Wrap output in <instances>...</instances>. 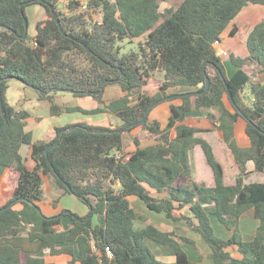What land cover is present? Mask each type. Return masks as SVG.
<instances>
[{"label": "trees", "instance_id": "trees-1", "mask_svg": "<svg viewBox=\"0 0 264 264\" xmlns=\"http://www.w3.org/2000/svg\"><path fill=\"white\" fill-rule=\"evenodd\" d=\"M61 1L65 0H0V94L8 118L0 137V165L17 176L13 194L0 210L12 203L24 206L20 211L13 206L0 213V238L28 233L31 240L42 243L41 253L27 259L17 249L0 246V264H48L43 258L45 250L51 255L72 256L68 264H169L155 256L147 239L170 247L177 258L173 264H192L172 234L161 232L133 209L131 196L173 220L179 218L174 202L181 207L189 205L198 219L197 225H191L211 248L210 257L216 264H264V183H245L248 162L255 164L257 172H264V83L254 80L264 74V20L248 35L249 57L232 58L238 68L232 78L227 77L222 59L213 48L247 6L264 5V0H183L179 7L165 12L160 8L168 0H66L68 14L57 9ZM36 4L48 11L50 19L38 23L34 37L29 33L23 37L27 9ZM237 32L235 27L231 36ZM144 37L145 42L122 53L119 43ZM246 67H252V71L247 73ZM156 72H163L165 80L159 92L149 96L143 89ZM13 79L37 91L39 100L48 101L53 116L66 112L110 114L123 126L140 123L156 102L172 96L170 89L197 90L183 96L181 105L171 106L165 129L149 119L136 127L155 137L158 144L142 149L136 137V150L128 155L124 134L95 133L92 130L105 128L86 124L56 128L52 140L33 142L32 135L25 131L31 114L7 101L9 81ZM207 79L210 86L205 91ZM104 82L105 88L119 85L124 95L107 103L105 92H101ZM64 92L91 97L97 108L87 111L55 104V95ZM195 111L205 112L224 132L240 169L234 186L225 185L224 168L213 147L197 136L204 131L183 124ZM240 118L247 123L248 148H240L235 139V124ZM4 123L0 101V130ZM49 145L53 148L46 153ZM23 146L32 147L37 164L33 170L20 153ZM197 146L213 172L214 187L192 180L189 153ZM43 177L54 178L60 189L89 209L84 217L72 215L73 225L67 234L60 232L62 217H48L34 207L43 201ZM145 184L171 195V199L152 197ZM250 209H254L260 225L254 239L245 242L238 225ZM210 216L234 229V236L229 240L217 238ZM138 219L147 224L142 230L134 227ZM71 243L77 255L63 247ZM232 245L238 246L243 259H233L225 252ZM107 248L112 257L107 256Z\"/></svg>", "mask_w": 264, "mask_h": 264}, {"label": "crops", "instance_id": "crops-1", "mask_svg": "<svg viewBox=\"0 0 264 264\" xmlns=\"http://www.w3.org/2000/svg\"><path fill=\"white\" fill-rule=\"evenodd\" d=\"M250 6H256V5L250 4L247 7ZM257 6H260V9L264 8L263 7L264 5H257ZM255 16L253 19L251 17H248L250 20L252 19L254 21V25L250 29V31L245 33L244 36L241 33L242 34L241 36L243 37L237 35L239 33V29L236 26L237 23L233 21L232 24L225 30V32L220 38L222 41V46L229 53L227 57L221 58L226 70L227 77L229 79L232 78L238 71V68L233 63L232 58L236 57V58L245 59L250 55V52L247 48L248 35L258 23L264 20V17L258 19ZM39 22L42 21H38L37 25ZM235 27L238 29V32L236 33L237 36L236 35L231 36V33ZM36 33H37V26H36ZM36 33L32 35V37H34ZM141 39H144L145 42V37ZM141 39H135V40H141ZM245 71L247 73H250L251 68L246 67ZM164 80H165L164 73L156 72L149 80L148 84L144 87L143 93L149 96L156 95L159 92V87L164 82ZM254 80L256 82L264 83V74L256 75ZM196 90H197L196 88L179 87V88L170 89L168 93L173 96V95L195 92ZM35 92L37 95L36 97H34L35 100L34 102L32 101V103L39 105L43 101L39 100V95L37 91ZM104 92H105L104 100L107 103H110L124 95V92L122 91V88L119 85H109L105 88ZM60 94L61 93L56 94L55 98H58ZM244 95H248L246 91L244 92ZM88 98H90L93 102V106L89 107L91 109H86L79 106L77 107L87 111L96 109L98 105L97 102L91 97ZM225 100H226L225 103L227 105V108L231 110V112H233L230 102L227 99ZM30 101L31 100H29L27 103H30ZM165 102L159 104L160 106L157 105L158 107L157 106L154 107L148 118L151 122L154 121L159 122L161 124L162 129H165L168 125L171 114L170 113L171 106L172 105L178 106L182 104L181 98H176ZM36 107L33 106L34 109ZM15 108L17 110H25L19 107H15ZM64 108H66V106ZM26 111H28L31 115L27 120L25 131L32 135L33 142L40 140L50 141L56 136V128H62L75 124H86L93 127H101L111 130H115L123 127L122 121L119 120L114 115H110V114L86 115L81 112H73V113L66 112L67 114H78L81 116V117H73L72 120H69V119H65L64 114L66 113H63L60 116H53L50 114L49 111V116L46 117L41 115H35L33 112L29 110ZM209 112L213 113L216 117H218V113L216 111L210 110ZM183 124L204 131L202 133H199L197 136L207 141L213 147L214 153L218 161L223 165L224 168L225 185L234 186L240 174V169L237 165L236 159L232 151L228 148L225 142L224 132L219 130L218 128L219 124L217 123L215 124L211 120H209L207 118L206 113L203 111H195L189 114ZM246 124H247L246 121L242 118H240L235 124V139L237 145L240 148H248L251 146V141L246 134ZM136 129H138V131L136 133L134 132L132 133L133 138L130 140L129 143L125 144L127 145L125 146V152L128 155L132 154L136 150V146L134 143V138L136 137H138L140 141V147L142 149L156 146L158 144V141L155 139V137L150 136L147 132H142L140 128H136ZM20 153L25 159V164H26V161H28V157L29 156L32 157V147L23 146L20 150ZM33 162L35 163L34 167H36L37 165L36 162L35 161ZM189 163L191 166V177L194 182L203 183L208 188L214 187L215 181H214L213 172L211 168L207 165L204 152L200 146H197L189 153ZM246 168H247V173L249 174V176L245 178L246 184L264 183V172H257L255 170V164L253 162H248ZM16 179H17L16 173L12 169L5 168L0 165V205L5 204L12 196ZM43 179H44V184L42 189H43L44 197H43V201L39 204V207L41 208L42 212L48 217H54V216L57 217L59 215H62V226L60 232L67 234L69 229L73 225L72 215H78L80 217H84L88 214L89 209L77 197L64 192V190L60 189L57 186L56 182L55 183L52 182L51 180L55 181L54 178L43 177ZM183 182L184 184H186V181ZM47 185L49 186L47 187ZM145 188L150 193V195L156 199L159 200L171 199V195L167 193H158L155 189L151 188L147 184H145ZM65 201H69L70 203L69 204L65 203ZM129 201L133 209L137 213L144 215L148 219V222L150 224L155 226L161 232L172 234L173 235L172 238L187 253L189 261L192 264H216L210 257L212 254L211 248L209 247L207 242L203 239V237L199 233H197L192 227V225L198 224V219L196 218L193 211L190 209L189 205H184L181 207L180 206L181 204L179 202L177 201L174 202V205L177 208L175 215L179 218L177 220H173V219H168L165 213H157L155 211L150 210L147 207V205L137 196L129 197ZM23 207L24 206L22 204L17 203L14 204L13 208L15 210L20 211L23 209ZM204 208L206 211H208V207L206 205H204ZM68 210L70 214H64V212ZM210 220L214 230V234L217 238L221 240H229L234 236L235 230L229 229L225 224L219 221L218 218L214 216H210ZM146 225L147 224L144 221L139 219L134 222V227L136 230H142L146 227ZM259 225L260 222L256 218L254 209H250L246 211L240 217L239 225H238V230L242 239L245 242L252 241L256 235ZM146 244L160 261L169 264H173L177 262L175 252L170 247L160 245L157 242L149 239L146 240ZM0 246H10L14 249L19 250L23 255V259H27L28 256L37 257L42 251L41 241L31 240L28 233H22L17 237L0 238ZM63 247L73 249L75 251V254L76 255L78 254L77 248L73 243L67 244L66 246ZM225 252L228 253L233 259L236 260L243 259V255L239 251L238 246L235 245L229 246L225 248ZM43 258L45 262L48 264H68L72 260V256L68 254L64 253L59 255H51L48 250L44 251ZM75 264H79V262Z\"/></svg>", "mask_w": 264, "mask_h": 264}, {"label": "rangeland", "instance_id": "rangeland-1", "mask_svg": "<svg viewBox=\"0 0 264 264\" xmlns=\"http://www.w3.org/2000/svg\"><path fill=\"white\" fill-rule=\"evenodd\" d=\"M81 1L84 2V0H81ZM182 1L183 0H168L162 4L160 10H161V12H165L166 10H168L170 8H177L182 3ZM57 9L64 14H68V10H67L68 9V1H66V0L61 1L58 4ZM255 15H257L259 17L255 16ZM254 16L258 19L263 18L264 17V8L260 9V6L256 5V6H250V7H247L246 9H244L240 13V15L236 18V20H234V22L237 23L236 26L239 29V33L237 35L241 36L243 34V36H244L246 32L250 31V29L254 25V21L252 20L254 18ZM248 17H251L252 19L250 20ZM27 18H28V22H29L28 33L31 36L36 33V26H37L38 21L45 22L46 20L50 19L48 11H46L45 8L42 7L41 5H37V4L28 7ZM243 36H241V37H243ZM141 40H135V42L133 41L131 43L129 40H125V41L119 43L120 46H122V53L128 52L129 50L136 48L140 42H144V39H141ZM251 71H252V69H251ZM36 95L37 94L34 90L25 86L20 81L15 80V79L9 81V89L7 91L6 97H7L8 103L11 106L19 107V108L25 109V110H29V111L33 112L35 115H41V116L48 117L50 107H51L50 103L48 101L47 102L43 101L39 105L33 104L32 101L34 102V100H35L34 97H36ZM29 100H31L30 103H27ZM54 102H55V104H57L59 106H62V107L66 106V108L79 106V107H83L86 109H91L89 107L93 106V102L90 98H88V97H75L73 94L67 93V92L61 93L58 98H55ZM33 106H35V107L37 106V107L34 109ZM158 106H160V105L158 104ZM69 113H73V112H69ZM64 115H65V119H69V120H72L73 117H81L78 114H67L66 113ZM137 131H138V129H134L130 133H127V132L123 133L124 137H125V144L130 142V140L133 138L132 133L133 132L136 133ZM125 146H127V145H125ZM33 161L34 160L32 159L31 156H29L28 161H26V165L30 169L35 168L34 167L35 163ZM51 181L55 183V181H53V180H51ZM48 186L49 185H47V187ZM65 203L69 204L70 202L65 201ZM69 208H71V207H69Z\"/></svg>", "mask_w": 264, "mask_h": 264}, {"label": "water", "instance_id": "water-1", "mask_svg": "<svg viewBox=\"0 0 264 264\" xmlns=\"http://www.w3.org/2000/svg\"><path fill=\"white\" fill-rule=\"evenodd\" d=\"M38 2H39V3H42L43 0H38ZM22 8H23V6H22ZM51 12H52V15H53L54 19H55L56 22L58 23V25H60L59 19H58L57 15H56V12H55V10H54L53 7H51ZM24 23H25L26 31H25V34H24L23 37H26L27 34H28V27H29V22H28V18H27V17L24 18ZM124 78H125V76L123 75V76L121 77L120 80H123ZM106 84H107V83L104 82L103 85H102V91H101L102 93H103L104 90H105V86H106ZM209 86H210V80L207 79V81H206V90H205V91H207V90L209 89ZM227 90L229 91V87H228V86H227ZM185 95H187V94L173 95V96H170V97H167V98L161 99L160 101L156 102V103H155V104H154V105L148 110V112L146 113L145 117L143 118V120H142L140 123L125 125V126L119 128V129H115V130L96 129V130H92V132H95V133H120V134L126 133L128 130L133 129V128H136V127H139L140 125L144 124V123L147 121V119L149 118V115H150L151 111L153 110V108H154L155 106H157L158 104H160V103H162V102H165V101L173 100V99H176V98H182V97L185 96ZM228 96H229V98H230L232 104L236 107L235 101L233 100L232 95H231L230 92H228ZM0 101H1V107H2L3 117H4V120H5V123H4L3 127H2V129L0 130V137H1L3 130L5 129V127H6L7 124H8V118H7V116H6V113H5V110H4V107H3L2 96H1V94H0ZM236 109H237V108H236ZM72 129H73V128H70L68 131H71ZM52 148H53V145H49V146L47 147V149H46V153H48L49 150H51ZM14 204H15V203H12V204L8 205L7 207L1 209V210H0V213H2L3 211H5L6 209H9V208L13 207ZM34 207H35V209H36L37 211L41 212V208H40L39 206L35 205ZM64 214H70V212H69V211H65ZM60 217H62V215H59V216L54 217V218H60Z\"/></svg>", "mask_w": 264, "mask_h": 264}, {"label": "built area", "instance_id": "built-area-1", "mask_svg": "<svg viewBox=\"0 0 264 264\" xmlns=\"http://www.w3.org/2000/svg\"><path fill=\"white\" fill-rule=\"evenodd\" d=\"M213 48L216 51V55L219 58H223V57H227L228 56V51L222 46V41L221 39H217L214 44H213ZM107 252V256L108 257H112V253L110 251L109 248L106 249Z\"/></svg>", "mask_w": 264, "mask_h": 264}]
</instances>
